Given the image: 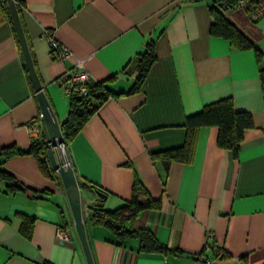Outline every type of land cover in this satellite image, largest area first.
<instances>
[{"label":"crops","instance_id":"obj_1","mask_svg":"<svg viewBox=\"0 0 264 264\" xmlns=\"http://www.w3.org/2000/svg\"><path fill=\"white\" fill-rule=\"evenodd\" d=\"M21 2L34 68L59 123L69 97L56 79L76 67L51 52L47 35L91 82L106 81L114 92L131 87L136 72L127 68L154 40L156 58L141 89L109 96L68 144L94 264H193L208 233L222 248L220 257L208 254L214 264H264V16L224 12L260 50L257 60L253 48L210 33L216 0ZM15 34L9 20L0 23V149H27L43 135L30 130L33 120L42 126L41 113ZM225 97L253 120L237 157L217 145L218 129L207 125L196 132L190 161L151 158L183 143L187 115ZM0 166L23 186L8 190L0 181V264H87L61 180L46 176L32 154L0 156ZM135 175L160 206L140 210L127 226L148 229L167 252L143 251L138 237L120 240L88 219L87 207L101 196L106 209L128 202ZM25 217L32 220L28 236ZM58 227L71 229L72 240H59Z\"/></svg>","mask_w":264,"mask_h":264},{"label":"trees","instance_id":"obj_2","mask_svg":"<svg viewBox=\"0 0 264 264\" xmlns=\"http://www.w3.org/2000/svg\"><path fill=\"white\" fill-rule=\"evenodd\" d=\"M17 10L20 13L21 0H15ZM218 3L210 6L213 20L210 24L212 35L228 38L238 48H253L257 60L261 57L260 50L248 40L224 15V12L233 7L235 0H216ZM9 20L14 28L6 0H0V23ZM16 35V34H15ZM156 58L154 40L146 42L144 50L136 54L127 71H135V77L131 87L127 91L114 92L105 84L106 81L89 82L85 84V93L80 92L76 87L68 95L69 107L67 116L61 121L60 128L63 136V143L67 147L73 137L80 131L89 117L97 108L112 95L139 91L148 73V70ZM25 70L26 64L23 61ZM28 72V71H27ZM260 77L264 83L263 69H260ZM111 79V77H109ZM108 80V79H107ZM214 125L217 127V145L231 152L237 157L240 142L247 129L253 127V120L249 112L237 110L231 97H225L217 101L205 104L199 111L187 115L184 121L185 137L181 145L158 152L151 153V158L161 157L167 165L171 160L188 162L191 159L195 135L199 127ZM49 145L44 140V135L32 141L27 149L16 146H7L0 149V156L7 158L14 154H32L38 161L41 171L51 178L60 182V178L53 167L49 165L47 148ZM6 181L8 190L23 189L17 180L0 166V181ZM103 196L97 202L87 207V216L91 223L103 225L108 228L117 238L124 240L128 237H138L139 247L143 251L167 252L169 248L160 243L154 234L144 227L132 228L127 226V221L135 218L136 214L150 207L158 208L160 200L149 196L145 186L135 175L132 183L131 199L125 204L115 208L106 209L103 207ZM32 227V220L26 218L23 221V232L29 235Z\"/></svg>","mask_w":264,"mask_h":264},{"label":"water","instance_id":"obj_3","mask_svg":"<svg viewBox=\"0 0 264 264\" xmlns=\"http://www.w3.org/2000/svg\"><path fill=\"white\" fill-rule=\"evenodd\" d=\"M6 2L21 47L31 85L34 89L35 96L40 108L44 140L49 145V147L47 148V154L50 165L56 170L61 180L68 206L72 215L74 228L79 238L86 262L87 264H94L85 232L79 182L72 165L69 162L63 163L60 159L57 160L55 155L57 144H60L61 146L63 145V136L61 133L59 121L49 103V100L43 90V86L41 84L39 76L34 68L33 60L19 17V12L17 10L16 1L6 0Z\"/></svg>","mask_w":264,"mask_h":264},{"label":"built area","instance_id":"obj_4","mask_svg":"<svg viewBox=\"0 0 264 264\" xmlns=\"http://www.w3.org/2000/svg\"><path fill=\"white\" fill-rule=\"evenodd\" d=\"M233 7L244 13L250 21H256L264 16V0H235ZM50 44V50L58 58L69 57L73 60L75 67L73 70H66L56 80L63 87L64 93L68 96L76 87L80 92L85 93V84L91 82L88 72L83 68L80 62L74 58L69 51L62 48L61 45L51 36L47 35ZM32 134H40L42 129L39 122L33 120L30 124ZM64 144V143H63ZM57 146H61L57 144ZM57 148V147H56ZM66 163V162H63ZM70 163V162H69ZM56 237L59 240L69 242L74 237L71 229L58 227ZM211 234H207L205 244L202 248V255L195 259L193 264H214L215 259L208 256L210 252L217 254L220 257L222 248L221 246L210 243Z\"/></svg>","mask_w":264,"mask_h":264},{"label":"rangeland","instance_id":"obj_5","mask_svg":"<svg viewBox=\"0 0 264 264\" xmlns=\"http://www.w3.org/2000/svg\"><path fill=\"white\" fill-rule=\"evenodd\" d=\"M55 155L57 160L60 159L62 162H70L68 150L64 144L62 146H57L55 149Z\"/></svg>","mask_w":264,"mask_h":264}]
</instances>
